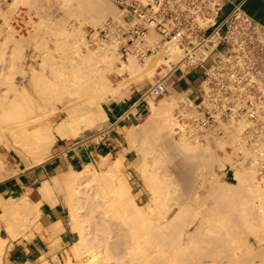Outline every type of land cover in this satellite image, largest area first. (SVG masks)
<instances>
[{"label":"bare ground","instance_id":"1","mask_svg":"<svg viewBox=\"0 0 264 264\" xmlns=\"http://www.w3.org/2000/svg\"><path fill=\"white\" fill-rule=\"evenodd\" d=\"M12 1L8 14L0 8L3 21L19 12L23 5L35 12V0ZM65 1L67 10L57 17L60 26L55 32L62 45L55 47L61 54L60 62L55 65L62 77L45 75L41 63L38 69L32 67L26 71L21 64V39L8 38L9 51H0V146H9L20 158L30 159L28 164L26 162L27 168L47 160L57 138L86 136L89 130L106 120L100 102L117 98L125 85L123 81L113 84L110 74L117 73L124 78V73L128 72L131 81L143 80L153 86V74L164 72L166 62L162 56L149 57L139 66L131 57L127 60H133L121 61L109 45L94 51L89 49L82 33L84 25L99 26L108 15L115 16L117 9L109 0ZM51 20L42 18L40 22L46 26L52 24ZM34 36L33 44L45 51L47 44ZM151 38L155 39L153 35ZM46 50L49 55L50 50ZM198 51L206 54L203 47ZM180 56L178 48L170 47V60L175 62ZM25 74L31 78L29 85L16 80L17 76ZM151 94H145L149 106L145 120L129 127L144 131L139 143L124 144L111 163L105 165V157L99 156L96 163H86L80 170L57 172L40 183L37 198L22 193L8 201L0 195V264L11 241L20 236L28 238L34 232L43 233L51 241L50 249L55 248L58 239L55 237L64 229L62 223L44 226L39 222L43 201L51 206L59 202L54 185L69 210L68 228L76 236L61 264H264V177L258 176L252 165L241 170L239 163L230 161L245 123L220 122L219 134L215 137L218 145L213 147L208 140L199 143L185 137L174 139L171 135L172 101L162 97L155 104L149 98L155 94ZM60 103L61 109L57 107ZM56 110L64 116L52 124L49 113ZM166 139L171 145L165 143ZM161 147L164 151L159 149ZM168 147L183 156L191 172L214 188L210 194L214 199L211 206L207 196L200 193L189 197L196 207L180 199L181 192L178 193L173 173H169L173 170L164 167ZM131 148L135 156L128 166L138 173L142 184L140 194L134 193L131 177L123 169ZM173 150L170 151L174 154ZM214 164L219 169L230 164L235 180L231 186L229 181L215 180ZM17 171L7 169L0 159L3 178ZM143 192L147 200L140 205L138 200L142 199ZM185 198L188 197L185 195ZM195 223L198 225L191 229ZM29 227L33 230L30 234L26 231ZM241 229L257 233L253 234L256 244L263 246L262 252L257 254L259 262L253 261L257 258L255 249L252 250L254 246L246 240L248 238L242 237ZM1 230L6 236L1 235ZM29 264H49V260L45 254Z\"/></svg>","mask_w":264,"mask_h":264},{"label":"built area","instance_id":"2","mask_svg":"<svg viewBox=\"0 0 264 264\" xmlns=\"http://www.w3.org/2000/svg\"><path fill=\"white\" fill-rule=\"evenodd\" d=\"M9 1L0 0V6ZM112 2L117 14L86 28V45H109L124 60L162 56L164 72L153 74L146 95L168 94L170 85L200 71L198 93L174 94L172 137L200 141L222 121L244 122L234 160L264 176V23L247 14L240 2L220 16L228 0ZM170 47L181 51L175 62L169 59ZM201 47L206 54L199 53ZM229 170L224 168V177L232 180Z\"/></svg>","mask_w":264,"mask_h":264},{"label":"rangeland","instance_id":"3","mask_svg":"<svg viewBox=\"0 0 264 264\" xmlns=\"http://www.w3.org/2000/svg\"><path fill=\"white\" fill-rule=\"evenodd\" d=\"M109 1L111 3L112 7L113 8H116V6L112 2V0H109ZM11 2H13V1L11 0L6 5L0 6V8L4 12H6L7 14L11 10V6H10L11 5L10 4ZM67 6H68V4H67V2L65 0H35V4H34V10H35V12L34 11H29L30 10L29 6L27 7V6L23 5V6H21V10H19V12H17V13L11 14V16H10V18L8 20L3 21L0 18V51L1 52L4 51V50H5L4 52L9 51V47L11 46L10 45L11 43L9 42V44H8V42H7L8 41L7 40L8 38H10V39H19V40L21 39L22 42H21L20 45H21V48L23 49V52H22L23 58L21 59V64L24 66L23 68L26 69V71H29V69L32 68V67L33 68H37L38 66L40 67V63H41V65L43 66L42 71L44 70L43 72L45 73V75L48 76V73H49L50 75L52 74V75H55L57 77H62V74H61L60 69L58 68V66L55 65V62L58 63L59 58H60V55H61L57 51V48H58L57 46H59V45L62 46L61 43H60V41L59 40L57 41L55 32L58 30V28L60 26V22L58 20H56V19H58L62 15L61 13L63 11H66L67 10ZM116 9H115V11H116ZM117 12H118V10H117ZM108 16H111V15H108ZM107 17H105V19ZM42 18H46L48 20L49 19H52L51 20L52 21L51 22L52 24L43 26V24H41V22H40V20ZM88 27H94V26H92V24H89V23L86 24V25H84L83 32H82L83 35H85V30ZM14 32L16 34H14ZM34 35H37V38L38 39H41L44 43L47 44L46 45L47 46L46 49H49L50 50V54H51V55L49 54L50 56L48 55L49 51H47L46 49H45V51H43L44 49L41 50V49L38 48L37 45L33 44L34 43L33 42V39L35 37ZM101 46H103V45H101ZM101 46H97V47H94V48L93 47H90L89 49L92 50V51H94L98 47H101ZM55 47H57V48H55ZM44 52H46V53H44ZM117 56L119 57L118 54H117ZM52 58H54L57 61H54ZM119 59L121 61L128 62L129 60H133L134 58L133 59L124 60V59H121L119 57ZM134 60H135V62H138L137 64H139V66H140L141 63H143V62H140V61H138L136 59H134ZM52 61H54V62L52 63ZM127 73L128 72L124 73V75H123L124 78H122L117 73H113V74H110L109 75V78H110V80H111V82L113 84L116 83V85H117V84L121 83L122 81H123L122 83L125 82L124 83L125 85L123 87H121V92L119 91L120 93L118 94L119 96L117 98H122L123 96L127 95L128 92L132 88H134V87L140 89L141 92H143V93H145L149 89H151V87H152V84L151 83H149V84L146 83V82L143 83V80H141L140 82H137L136 80L131 81L132 80V77L130 78L129 74H127ZM189 78L190 79H193L191 81V84H192V86H194L195 92L198 93V91H199L198 85H199V81H200V71H197L195 74H191L189 76ZM125 79H126V81H125ZM16 80L19 81V82L21 80H23V82H27L28 83V84L27 83H24V84H27V85H29V84L32 83L29 74H25V75H23V77H18L17 76ZM126 82H128V83H126ZM162 97L163 98L166 97L165 100H167V101L170 99L169 102L172 101L170 104H171V107L173 108V105L174 104H172V103H174L173 102V99L175 100V95H174V93H173L172 90H170V93L165 94V95L149 96V98H151L152 99V102H154L155 104H158V100L162 99ZM146 99H147V102H148V98L147 97H146ZM106 102H108V101L106 100ZM106 102L101 101L100 102V105L102 107H104V105H105ZM63 103H65V100H63ZM57 107H59L61 109L62 108L61 103L60 104H57ZM53 112H55V113H53ZM53 112H52V114L49 113V119L51 120V123L52 124H55L57 121H59L61 119V117L64 116V113L61 112L60 110H56V111H53ZM148 112H149V106L147 107L146 110L143 111V115L142 116H139L138 119L135 120L132 125H134L135 123L136 124L142 123L145 120V115ZM57 114H59V115H57ZM104 123L105 122L100 123L95 129L89 130L88 133L86 134V136H79L76 139H71L70 141L71 142H75V141L87 140V139H92L93 141H100V139H101L100 135L102 134V129H103ZM129 127H126L125 129H122V131H121V139L117 143V148H116V151L118 153L122 151V149H123L122 147H124L123 146L124 144H126V146H128V145L129 146L130 145L131 146H134L137 143H139V141H140V139L142 137V134H144V131H142L140 129H137V128H134V126H132L133 128H129ZM218 134H219V129L217 128L216 130L210 132L203 140H200L198 142L199 143H204V142H206L208 140L209 144L213 147L214 145H218V138H215V137L218 136ZM57 139H59V138H57ZM57 139H56V141H55V143H54V145L52 147L51 154L53 153V150L56 147ZM169 139H171V138L169 137ZM169 139H166L165 140V143L167 145H169L168 143H170V145H171V141ZM174 139H177V138H174ZM153 142H156V141H153ZM159 149H161V151H164L162 149V147L159 148ZM166 150L168 152H170V154L167 152V154H168L167 155L166 154V151H165V155L168 156V157L166 158V163H164V167L167 170L169 169V171L173 170L171 172H169V171L168 172L169 173H173V174H171V176H172L173 180L177 183L178 193L180 194V192H181V194H182V198H181V194H180V199L183 200V201L184 200L185 201L188 200V203H190L191 206L193 205V207H196L195 202L193 201V199H190L189 197H194L196 193L197 194L200 193V195H202V196H207V202L211 206L214 203V199L210 196V194H211V192L214 191V188L209 184L208 181H206V180L204 181L202 179H199L198 176L195 173L191 172V170L188 168V167H190V165L186 161H184V162H186L184 164V162H183V156L180 155L177 151L171 149L170 147H168V149L166 148ZM170 150L171 151L173 150L174 151V154ZM116 153L113 154V156H106L105 157V159H106L105 165H107V164H109V163L112 162V160L114 159V157L118 154V153L117 154ZM171 154L173 156H171ZM219 154H222V153L219 152ZM134 156H135L134 149L131 148V151L128 153V155L124 159L125 167L123 169H124V172L131 177V182L134 184L133 185V191H134V193H139L140 194L139 190H140L141 185H142L141 184V180L138 177V173L136 171L132 170L130 168V166H128L129 163H130V160ZM21 158L19 157V155L14 150H12V148L10 149L9 146H6V147L0 146V159H1V161L4 163V165L6 167L11 168V166H14V168L19 167L21 170H23L25 167H27V164L30 161V159H28L27 157L24 158V159H23V157H21ZM230 161H231V163L237 164L236 161L234 160V152L231 153V155H230ZM26 162H27V164H26ZM166 164H169V165L167 166ZM187 164H188V167H187ZM105 165H103V166L105 167ZM239 165H238V167H240L241 170L242 169H245L246 170V168L250 167V165L249 166H243V165H240L239 166ZM225 167L227 169L231 168V170L234 172V170L230 166V164H227ZM98 168L100 169V167H98ZM102 168L103 167L101 166V169ZM187 170H189V171H187ZM213 170L216 173L215 180L217 182L225 183V182H228L229 181L228 183H230L229 184L230 186L232 185L231 183H234L235 182L234 179L229 180L226 177H224V173H225L224 172V169H219L217 164H214L213 165ZM231 170H229V173L227 174V176H231V174H230V172H232ZM256 174L258 176L264 177V176L258 174L257 173V170H256ZM53 185L54 184L52 183V186ZM55 186L56 185L53 186L54 192H55V194L57 193V197L59 199V202L62 203V194L60 192H58V190L56 189ZM207 193H208V195H207ZM27 194L31 198H33V196L31 195V193H27ZM185 195L188 197L187 199L185 198ZM14 197H16V196H12V197L11 196H5V197L3 196V198H5L8 201L11 200ZM146 200H147V194L145 192H143V197H142L141 200H138V203L140 205H142L143 203L146 202ZM192 203H194V204H192ZM62 204L64 205V203H62ZM64 208H65V214H66L65 215V222H66V224L68 226L67 220H68V211L69 210H68V208L65 205H64ZM197 225L198 224L195 223L193 225V227H191V229H193ZM29 229L26 230L27 233H29V231H30V233H32L33 230L31 229V227H29ZM241 230H243V232L241 231L242 237L243 238L244 237L245 238H248L246 240H248L249 243L253 244V245L250 244L251 246H254V248H252V250L255 249L254 250L255 251L254 253H256V255H254V254L253 255L256 256L257 258H254L253 261L256 259L259 262V257L257 256V254H260L262 252L263 246L261 244H256L257 243L256 240H255L256 237H254L253 234L254 235L255 234L257 235V233H255V232L251 233L250 232L251 230H247V229H241ZM58 234L55 237L56 239L58 238ZM1 235L2 236H6L3 230H1ZM31 235H28L29 237L26 238V239L31 238L34 234L32 236ZM20 237L22 238L23 236H20ZM197 237H200V236H196V239H200V238H197ZM56 239H54V240H56ZM56 241L58 243V239ZM74 241L69 245V247L67 249H63V256L64 257L66 256V254H69L70 253L71 246L74 244ZM57 243H56V245H57ZM49 247H50V245H49ZM9 248L10 247H8V249ZM7 251L8 250L6 249L5 256H3L4 257L3 258V264H11L9 262H6V254H7ZM47 254L48 253H46V255ZM64 257H63V260H64ZM54 260H56V257L55 256H54ZM63 260H61L57 264L63 263ZM256 260H255V263L257 262ZM156 261L158 262L159 260L156 259ZM49 264H53V263L51 261H49Z\"/></svg>","mask_w":264,"mask_h":264},{"label":"crops","instance_id":"4","mask_svg":"<svg viewBox=\"0 0 264 264\" xmlns=\"http://www.w3.org/2000/svg\"><path fill=\"white\" fill-rule=\"evenodd\" d=\"M239 2L247 14L264 23V0H228L220 16L229 12L232 6ZM190 75L180 82L170 85L174 94L178 92L190 94L195 91L191 84L192 79L189 78ZM145 94L146 92L143 93L134 87L122 98H112L113 100L110 99L105 103L102 108L107 118L104 121L100 141L87 139L71 142V139L76 138L57 139L53 153L43 163L25 167L23 170L19 167L14 168V166L6 167L11 170L18 169L19 172L17 171L7 178L0 175V195L12 197L25 192L31 193L33 198H37L39 197L37 188L40 183L49 180L57 172H65L69 169L80 170L86 163H95L99 156H113L117 152V143L121 139L122 129L132 125L147 109L145 96L143 97ZM65 215V208L61 202L51 206L48 202L43 201L39 222L48 226L60 221L64 227L58 234L57 245L51 250L49 247L51 241L43 233L34 232V235L29 239L18 237L11 241L6 254V262L29 264L37 261L46 253H48L47 259L53 264L63 260V249H67L76 239L74 232L69 230L65 222ZM54 256L57 258L56 260L53 259Z\"/></svg>","mask_w":264,"mask_h":264}]
</instances>
